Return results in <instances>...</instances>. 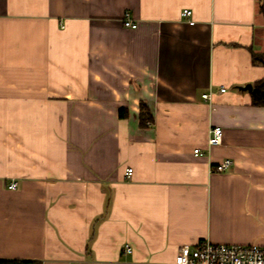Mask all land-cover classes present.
I'll return each mask as SVG.
<instances>
[{
    "label": "crops",
    "instance_id": "1",
    "mask_svg": "<svg viewBox=\"0 0 264 264\" xmlns=\"http://www.w3.org/2000/svg\"><path fill=\"white\" fill-rule=\"evenodd\" d=\"M261 2L0 0V259L174 264L204 239L263 244L264 106L238 88L264 76Z\"/></svg>",
    "mask_w": 264,
    "mask_h": 264
},
{
    "label": "built area",
    "instance_id": "2",
    "mask_svg": "<svg viewBox=\"0 0 264 264\" xmlns=\"http://www.w3.org/2000/svg\"><path fill=\"white\" fill-rule=\"evenodd\" d=\"M190 10L184 8L181 12L183 16H189ZM123 24L135 28L136 22L129 18L128 12L124 13ZM221 86L220 91H225ZM203 98H208L209 94H202ZM222 128L213 126L209 129L208 145H215L221 142ZM194 154H201L199 148H194ZM232 164L229 158L223 159L215 166V170L223 172ZM132 168L125 170L126 176H130ZM18 186L16 180L8 183L9 189H15ZM125 251L131 252L128 244L124 245ZM174 264H264V243L263 244H227L213 243L209 240H200L195 245L183 244L178 248L174 257Z\"/></svg>",
    "mask_w": 264,
    "mask_h": 264
},
{
    "label": "trees",
    "instance_id": "3",
    "mask_svg": "<svg viewBox=\"0 0 264 264\" xmlns=\"http://www.w3.org/2000/svg\"><path fill=\"white\" fill-rule=\"evenodd\" d=\"M260 10L264 15V0L260 4ZM252 62L261 63L264 65V52L252 53ZM251 97V104L256 106H264V76L252 84V89L249 91ZM125 108L119 110V116H124ZM151 119V115L148 110L142 107L139 112V123L141 126L146 125L147 121ZM0 264H43L40 260H27V259H15V258H3L0 259Z\"/></svg>",
    "mask_w": 264,
    "mask_h": 264
},
{
    "label": "water",
    "instance_id": "4",
    "mask_svg": "<svg viewBox=\"0 0 264 264\" xmlns=\"http://www.w3.org/2000/svg\"><path fill=\"white\" fill-rule=\"evenodd\" d=\"M238 88L241 89V90H251L252 89V85L250 83H247V84L238 86Z\"/></svg>",
    "mask_w": 264,
    "mask_h": 264
}]
</instances>
